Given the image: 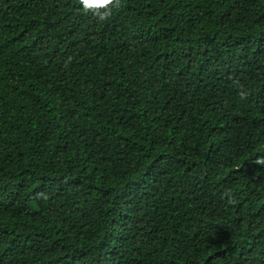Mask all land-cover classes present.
<instances>
[{"label": "trees", "instance_id": "obj_1", "mask_svg": "<svg viewBox=\"0 0 264 264\" xmlns=\"http://www.w3.org/2000/svg\"><path fill=\"white\" fill-rule=\"evenodd\" d=\"M260 157L264 0H0V264H264Z\"/></svg>", "mask_w": 264, "mask_h": 264}, {"label": "clouds", "instance_id": "obj_2", "mask_svg": "<svg viewBox=\"0 0 264 264\" xmlns=\"http://www.w3.org/2000/svg\"><path fill=\"white\" fill-rule=\"evenodd\" d=\"M83 5L84 11H92L100 20H106L111 17L113 8L121 7V0H79ZM241 99L247 98V93L243 90L240 92ZM256 164L264 165V157H260L255 161ZM229 203L234 202L231 192L225 195Z\"/></svg>", "mask_w": 264, "mask_h": 264}]
</instances>
